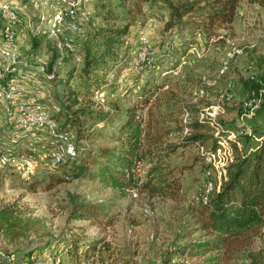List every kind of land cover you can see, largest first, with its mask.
Here are the masks:
<instances>
[{
    "label": "rangeland",
    "instance_id": "rangeland-1",
    "mask_svg": "<svg viewBox=\"0 0 264 264\" xmlns=\"http://www.w3.org/2000/svg\"><path fill=\"white\" fill-rule=\"evenodd\" d=\"M94 3L0 0V209L11 212L0 220V264H199L203 259L185 260L173 252L202 238L191 231V211L206 197L209 183L219 188L234 159L233 144L249 151L264 131V13L241 1L233 22L217 32L223 40L216 42L217 36L206 39L195 27L169 30L167 7L145 5L127 30L121 62L111 66L104 83L90 94L77 88L80 106L92 103L105 112L111 105L136 107L145 118L143 99L164 97L163 108L186 111L181 125L208 120L206 148H181L169 160L175 175L182 171L180 198L169 201L135 189H107L88 177L70 179L86 154L94 157L98 147L115 144L108 134L78 141L65 126L70 113L61 97V58L67 52L69 67L82 63L87 35L101 25ZM77 83L74 76L72 88ZM253 97L257 105L249 106ZM182 135L175 132L169 140ZM146 169L137 165L135 178L142 180ZM59 179L63 182L56 184ZM77 203L100 204L104 223L96 228L76 220L70 212ZM72 237L101 242L86 260L83 248L76 256L69 253ZM263 247L264 237L248 250ZM245 256L237 251L225 264H245Z\"/></svg>",
    "mask_w": 264,
    "mask_h": 264
},
{
    "label": "trees",
    "instance_id": "trees-1",
    "mask_svg": "<svg viewBox=\"0 0 264 264\" xmlns=\"http://www.w3.org/2000/svg\"><path fill=\"white\" fill-rule=\"evenodd\" d=\"M241 1L95 0L94 17L101 25L93 26L88 33L83 45L82 63L78 68L69 67L67 52L61 58L65 63V72L59 83L63 109H69L67 113H70L66 115L65 126L69 124L73 128L76 140H89L100 135L115 144L98 147L94 157L86 154L81 164L74 168L70 179L88 177L107 189H135L150 198L179 200V175L182 171L175 175V167H171L169 160L181 148H206L210 138L206 134L211 130L208 120L188 119L181 125L179 117L186 111L174 113L163 108L164 97L143 99L142 107L147 106L145 118L140 116L136 107L121 110L111 105V109L105 112L94 108L92 103L80 106L76 90L78 88L90 94L104 83L111 66L116 67L121 62L119 53L123 50L127 30L144 14L143 6H153L158 2L166 6L170 15L166 24L169 30L174 27L179 30L187 26L195 27L206 39L217 36L216 42H221L223 37L217 32L228 28L233 22ZM246 2L256 4L264 13V0ZM184 18L188 21L182 22ZM115 22L121 23V27H116ZM4 26L5 23L3 30ZM54 59L55 62L58 60L57 54ZM74 76L78 80L75 89L70 84ZM72 107L78 108L70 112ZM101 123L102 126L95 129ZM104 130H107L106 133L102 132ZM175 132L183 133L184 136L172 142L169 136ZM255 139V146L249 151L240 150L233 144L234 159L226 167L225 180L222 179L219 189L214 187L206 195V200H201L191 211V231L200 232L202 238L177 247L173 251L176 257L182 256L185 260L203 259L199 264H225L235 252L243 251L248 260L245 264H264V247L257 253L248 250L255 240L264 237V131L258 132ZM137 165L147 167L142 180L135 178ZM61 182L59 179L56 184ZM1 187L0 171V190ZM101 210L100 204L77 203L70 214L76 220L99 228L104 223ZM10 214L9 207L0 209V220L5 221ZM181 238L186 239L185 235ZM99 242L101 238L97 237L87 241L72 237L67 249L76 256L78 250L83 248L82 253L87 260L92 257ZM169 263L170 260L164 261V264Z\"/></svg>",
    "mask_w": 264,
    "mask_h": 264
},
{
    "label": "built area",
    "instance_id": "built-area-1",
    "mask_svg": "<svg viewBox=\"0 0 264 264\" xmlns=\"http://www.w3.org/2000/svg\"><path fill=\"white\" fill-rule=\"evenodd\" d=\"M236 52H239V51H236ZM248 105H249V106H251V105L256 106V105H257V100H256V98L253 97V98L249 101ZM38 109H39V108H38ZM36 120H37V122H38L39 125H42V123H43V117H42V116H38V117L36 118ZM222 178L225 180V173H224V175H223ZM219 187H220V186H219ZM212 189H213V187H212L211 183H209V184L207 185L206 189H205V191H206V195H207L208 192H210ZM218 189H219V188H218ZM218 189H217V190H218ZM203 200L205 201V200H206V197H205Z\"/></svg>",
    "mask_w": 264,
    "mask_h": 264
}]
</instances>
